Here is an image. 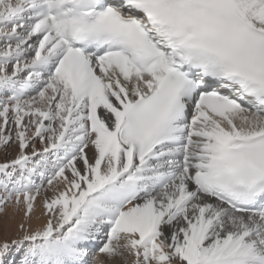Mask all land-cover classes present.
<instances>
[{
	"label": "snow or ice",
	"instance_id": "snow-or-ice-1",
	"mask_svg": "<svg viewBox=\"0 0 264 264\" xmlns=\"http://www.w3.org/2000/svg\"><path fill=\"white\" fill-rule=\"evenodd\" d=\"M9 144L0 264H264V0H0Z\"/></svg>",
	"mask_w": 264,
	"mask_h": 264
},
{
	"label": "bare ground",
	"instance_id": "bare-ground-1",
	"mask_svg": "<svg viewBox=\"0 0 264 264\" xmlns=\"http://www.w3.org/2000/svg\"><path fill=\"white\" fill-rule=\"evenodd\" d=\"M100 114L103 115V110H99ZM16 145L9 144L7 147H0V163L7 162L15 157L16 155ZM91 154V153H90ZM39 214V207L37 208V215ZM20 216L15 211V209L8 205L3 209V213L0 216V233L1 237L14 238L16 235L15 224L19 221ZM43 220V218H41ZM12 258V256H10ZM97 259H103L97 255ZM109 264H114V262H109Z\"/></svg>",
	"mask_w": 264,
	"mask_h": 264
},
{
	"label": "rangeland",
	"instance_id": "rangeland-1",
	"mask_svg": "<svg viewBox=\"0 0 264 264\" xmlns=\"http://www.w3.org/2000/svg\"><path fill=\"white\" fill-rule=\"evenodd\" d=\"M2 213H3V211L2 212H0V216L2 215ZM10 240V239H12V238H10V237H8V238H6V237H1V233H0V242H3L4 240ZM9 259H12L10 256H9Z\"/></svg>",
	"mask_w": 264,
	"mask_h": 264
}]
</instances>
